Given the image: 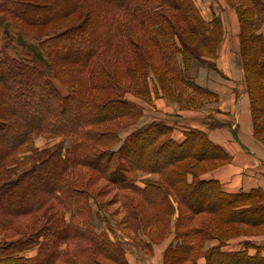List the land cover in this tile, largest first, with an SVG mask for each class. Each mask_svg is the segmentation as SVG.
<instances>
[{
  "label": "trees",
  "instance_id": "obj_1",
  "mask_svg": "<svg viewBox=\"0 0 264 264\" xmlns=\"http://www.w3.org/2000/svg\"><path fill=\"white\" fill-rule=\"evenodd\" d=\"M227 1L264 142V0ZM0 11L37 28L44 55L38 63L0 51V264H127L112 225L94 224L99 181L122 197L116 224L136 242L173 233L163 264H264L259 251L223 249L264 233L263 190L228 192L203 178L230 161L224 148L195 127L175 140L163 120L140 121L141 105L124 95L147 99L152 73L170 100L188 89L213 97L188 71L191 58L216 55L220 18L206 20L194 0H0ZM37 135L60 140L38 148Z\"/></svg>",
  "mask_w": 264,
  "mask_h": 264
},
{
  "label": "crops",
  "instance_id": "obj_2",
  "mask_svg": "<svg viewBox=\"0 0 264 264\" xmlns=\"http://www.w3.org/2000/svg\"><path fill=\"white\" fill-rule=\"evenodd\" d=\"M200 12L206 20L211 18V16L205 15L202 10ZM229 19L230 24L225 23L226 27L223 28V37L217 47L216 55L209 57V61H212L213 64L199 66L193 76L198 85L207 87L213 94L211 98H214V102L209 104L211 107L209 112L220 117L218 118L220 125L211 127L201 123L199 119L193 117L200 110H181L176 102H172L166 97L156 98L153 104L155 109L165 115H172L178 120L171 132L175 140L181 141L184 138L186 128H199L204 130L212 141L221 145L230 155L229 162L203 173V178L217 179L222 188L228 192L248 191L252 188H261L264 192V142L253 133L250 101L247 90L243 86L245 81L239 61V20L236 13L233 14V12H230ZM227 24L230 25V30L232 29L230 32ZM259 31L264 37V20ZM93 221L98 229H104L97 224L95 218ZM108 232L111 238L117 242L113 233ZM239 238V246H232V239H230L229 244L223 249L231 251L246 248L249 255L259 251V254L264 256V234L241 235ZM170 240H172L171 235L159 243H152L150 247L142 246L136 241L134 243L143 255L153 258L158 264H163V251ZM218 242L217 239H212L208 245ZM245 242L250 244L246 245ZM35 253L36 251L32 250L27 255L33 256ZM124 254L127 264H136L125 248ZM199 262H204V258H199Z\"/></svg>",
  "mask_w": 264,
  "mask_h": 264
},
{
  "label": "rangeland",
  "instance_id": "obj_3",
  "mask_svg": "<svg viewBox=\"0 0 264 264\" xmlns=\"http://www.w3.org/2000/svg\"><path fill=\"white\" fill-rule=\"evenodd\" d=\"M194 1L196 5L199 7V9L202 10L205 15L211 16L210 19H212L214 16L220 18L223 28L226 27L225 23L230 24V19H229L230 12H233V14L236 13L238 17V13L236 9L233 6H231L227 0H194ZM229 24H227L228 28L230 27ZM231 30L229 28V32ZM36 31L37 28L22 25L19 22H17L16 19H13L9 14L0 11V51L12 56L25 57L40 63V61L44 59V55L39 49L40 38L34 34ZM209 57L212 56L205 55L200 57L199 59L191 58V67L188 71V74L190 76H194L199 66L201 65L208 66ZM239 61L241 63L240 57H239ZM57 83L58 82H56V84ZM243 86H245L244 88L247 89L246 84ZM149 89H150V93H149L150 96L145 100L137 99L129 92L125 93L124 95L128 99L134 100L137 104L141 105L142 114L140 121L149 122L151 120H163L171 127V132H172V129L174 125L178 123V120L174 116L165 115L161 111L154 108L153 103L155 99L158 97H166V96L162 94L161 90L159 89L158 83L152 73H150V78H149ZM170 101L176 102L181 110H192V109L200 110L199 113H195L193 117L199 119L201 123H205L211 127H216L220 125V122L218 121L219 120L218 118L220 117L218 115H213V113L209 112L211 111L210 110L211 107H209V104L211 102H214V98H210L209 95L206 94L199 95L195 93V91L188 89L181 100H177V101L170 100ZM172 114L174 115V113ZM134 126L135 124L126 127L127 129L124 128L123 130H121V137L125 136L126 132L132 129ZM58 140H60V138L58 137L52 139L44 135H37L34 139V142L38 148H42L54 144ZM65 144H67V140H65ZM140 174L141 177L149 176L150 178L153 179L156 178L155 175L143 174V173ZM101 188L102 190H104L101 193L102 195L90 199L91 206L94 212L96 213V216H94V218L97 224L100 227H106V226L110 227L109 225H112V229H110V231L113 233V237L123 247V249L125 248L128 251V254L130 255V257H133L136 264H158V262L154 261L153 258L142 254L138 246L134 243L135 240H131L134 239L132 236L133 234L131 232H129L128 230L127 231L123 230L122 228L117 226L116 224L117 221L120 220V218H122L123 216V213L121 212V206H122L121 201H123V199L120 196V194L117 191H115L112 187L110 186L108 187V185H106L104 182L99 181L95 185V189L99 192ZM174 214L172 215V217H174L175 219V217L177 216V210L175 211ZM172 234L171 236L173 240ZM240 236L241 235L232 238L231 241L232 246L240 245V238H239ZM140 237L141 239H146V237L141 234ZM172 240H170V242Z\"/></svg>",
  "mask_w": 264,
  "mask_h": 264
}]
</instances>
